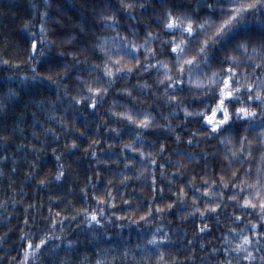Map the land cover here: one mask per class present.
Listing matches in <instances>:
<instances>
[{"label":"trees","instance_id":"1","mask_svg":"<svg viewBox=\"0 0 264 264\" xmlns=\"http://www.w3.org/2000/svg\"><path fill=\"white\" fill-rule=\"evenodd\" d=\"M51 2L52 0H50ZM192 2L193 0H172V3L178 7H186ZM84 4L85 0H57V4L48 8L46 15L42 17L41 10L46 7L44 0H0V58L10 61L24 59L20 52L24 51L30 34L33 39L39 36L41 19L49 27L47 35L50 39L57 40L59 37H63L66 32L76 34L73 41L65 47L68 51H74L82 45L86 46L89 49L84 53L89 60L87 66H91L92 60H96L99 65L104 58L103 54L96 51L89 43V41H95L96 37H102L105 44L115 50L117 47H127L124 44L125 36L130 42H142L146 23L149 25V30L153 32L159 28L156 17L152 15L151 4L144 10L125 12L118 7L119 0H111L118 17L117 24L112 28H107L102 21L95 18V12L90 11L91 2L87 8L83 7ZM98 7L99 5H97V9ZM130 16H135L136 19L130 20ZM141 16L144 17L143 20L140 19ZM53 17L56 19H52ZM25 21L29 22L28 29L22 27ZM78 21L85 24V31H80ZM164 35L171 36L173 33L166 29L161 30L157 33L159 38L149 43V46L157 52L154 59L159 60L161 56L167 55L161 49ZM44 51L45 55L39 61H32L39 64V71L44 70L45 61L61 59L60 54L54 48ZM64 58L70 63L73 59L70 56ZM172 59L174 60L175 56ZM152 60L153 57L149 55L147 61H142L147 71H142L137 67L127 76L121 77L119 73L115 74L114 84L108 85L109 91L95 111L83 104L76 106L75 127L72 126V108L70 105L65 107L70 96H63L65 90L63 85L60 86V94L53 96L56 91L55 85L45 82L44 88H39L33 83L25 82V87L17 89L20 95L14 101L5 102L7 111H0V136L7 137L0 139V156L5 157L4 160H0V264H15L20 260L21 250L24 249L27 240L36 241L43 232L51 231L53 228L54 233L48 238L47 247L42 251L37 250V256L31 260V264H60L65 256L68 258L65 260V264H92L93 260L100 258L95 251L97 247L112 254L114 249L111 246H115L121 253L125 247L130 249L127 261L118 257V264H133L132 256L140 254V250L134 249V245L147 239L144 232L148 229H154L161 234L167 233L170 239L160 242L165 250L179 257H195L194 264H218L225 258L224 244L222 243L224 233L229 232L230 227L240 226L239 221L234 224L228 223L232 220L230 213L234 210L233 203L227 199L231 195L232 189L217 186L218 190L225 193L224 202L227 207L221 205L224 210L221 212L222 218L219 221L213 214L207 215V222L211 224V227L203 232L198 229L203 226L205 217H201L199 213L190 212L193 203L191 197L197 194L195 189L186 188L187 196L183 202L177 199L178 188L192 175H195L199 180L201 175L207 173L211 179L219 180L216 173L221 171L219 154L223 152L224 148L216 137H194L192 142L184 138L192 134L191 129L202 120V116H189L185 119L182 110L172 111L176 105L167 103L166 99L159 95L163 91V85L154 83L158 75L156 65L153 64L151 68H148V64L152 63ZM80 65L85 66L83 60L80 61ZM205 70L207 69L200 71ZM98 71L102 75V69H98ZM20 72L30 74L31 69L27 62L18 65H13L11 62L7 66L0 65V84H4L6 79H11L16 84L21 83L18 79ZM9 73L14 75L9 77ZM80 74L87 75L86 72ZM184 76L187 79L188 73L185 72ZM137 80L146 81L153 86L152 88H142L136 83ZM122 86H128L132 95L127 96L116 91ZM189 87L187 84L184 85L185 92L180 99L190 108L196 109L203 107L205 103L214 102L211 99V92L193 94L187 91ZM69 91L72 92L73 89L69 88ZM33 94H35V98L43 95L47 96L49 100L56 99V104L49 105L47 102L42 105L34 104L33 100L29 99V96ZM132 96L137 99L133 100ZM114 99L119 102L113 106L115 112L121 111L123 105L127 104L133 115H137L138 112L140 114L143 112L152 113L154 121L159 125L169 124L172 131L163 127L144 128L141 130L143 139L136 138L134 140L132 130L138 126L127 122L121 124L122 118L108 112V106ZM84 112L88 113L87 121L83 115ZM98 121L101 122L99 131L94 127ZM85 123H87L86 134L81 135L76 129L84 127ZM16 124L20 125L19 130L16 129ZM109 124L120 128L122 135L113 133L111 130L104 133L103 128L108 127ZM33 129L37 135H33ZM49 129H54L56 135L54 136ZM93 134L96 139L101 140L100 144L93 147V150L97 152L96 157L91 155V150L85 148ZM176 134L181 135V140H176ZM72 139L77 140L79 147H66ZM113 139L116 143L110 145L108 141ZM127 141H132L134 147H143L146 152H153L157 166H152L147 171L153 172L156 176L155 195H152L149 190L151 178L144 173L137 175V172L144 167L146 160H142L138 153H133L130 149H124L123 153L120 152V144ZM155 141L163 142L166 145L164 151L159 155L154 151L159 148V144L154 143ZM150 145L151 147H149ZM86 152L87 154H85ZM188 152L195 153L197 159L190 162L185 161L187 167L181 169L184 175L180 176L173 172L172 168L175 166V162L183 160L184 154ZM204 152H207L208 156H205ZM57 155L60 156L59 161H57ZM109 157H111V162L104 164L103 161ZM126 159H133L134 167L125 168ZM206 163L209 165L207 169L204 167ZM159 164L165 166L164 175H161ZM58 165L64 172L60 180L55 179L54 176ZM246 166L239 165L238 167L240 171H243ZM97 169H100L99 180L95 178ZM120 169H124L123 175L128 177L124 183H120ZM89 176L92 177L91 180H87ZM169 176L172 177V180L168 179ZM41 179L45 180L44 184L39 183ZM85 182H87L85 192L88 193V200L82 201L81 193L78 190L83 187ZM231 183H235V180ZM105 184L116 193L114 197L116 204L111 211H120L122 207H127L121 204V196L130 200L132 207H136L137 204L141 208L147 207L149 197H151L153 210L161 202L171 200H176V206L156 212L150 218V224H140L138 221L136 225H133L125 221L121 228L118 226L119 222L117 224L107 223L105 228L112 235L92 237L88 231L89 226L80 223L83 220V214L78 220L72 215L71 204H75L77 207L95 208L96 201L91 195L94 190L93 185ZM199 186L197 183L196 187ZM53 197H59V199H53ZM204 202L198 200L196 203L202 207ZM66 204L69 205L67 208ZM57 212H60L64 219H57V224L52 226L46 217H55ZM186 212L189 214L184 215ZM73 220L75 222L70 223ZM159 224L164 227L157 228ZM61 228H63V232H61ZM95 230L92 229V231ZM21 232L24 233V236L20 235ZM149 234L151 233L149 232ZM67 239L76 240L77 244L69 247L64 242ZM53 242L58 245L57 248L52 247ZM211 248H216V253L210 252ZM136 264L139 262L137 261ZM145 264H154V261H146ZM176 264H182V261H178ZM188 264H193V261L189 260Z\"/></svg>","mask_w":264,"mask_h":264},{"label":"snow or ice","instance_id":"2","mask_svg":"<svg viewBox=\"0 0 264 264\" xmlns=\"http://www.w3.org/2000/svg\"><path fill=\"white\" fill-rule=\"evenodd\" d=\"M89 2L92 5L90 11L95 12V18L102 21L107 28H112L117 24L118 17L111 0H85L83 7L87 8ZM44 3L46 7L41 10L42 17L46 15L48 8L57 4V0H52L51 3L50 0H44ZM149 4L153 9L152 15L159 23L156 32L149 30V25L146 23L142 42H130L125 36L124 44L127 47H117L115 50L108 47L102 37H96L95 41H89L96 51L103 54L104 58L99 65L96 60H92L91 66H87L89 60L84 53L89 49L84 45L74 51L67 50L65 45L73 41L75 33L66 32L63 37H59L57 40L50 39L47 35L49 27L41 19L39 36L33 39L30 34L24 51L20 52L24 59L10 61L0 58V65L7 66L10 62L13 65H18L27 62L31 69L30 74L25 72L18 74V79L21 81L19 84L13 83L11 79H6L4 84H0V111H7L5 102L14 101L20 95L17 89L25 87V82L33 83L39 88H44L45 82L55 85L56 91L53 96L60 94V86L63 85L65 89L63 96H70L65 107L71 106L72 126L75 127L76 106L83 104L95 111L105 99V94L109 91L108 85L114 84L115 74L119 73L121 77L127 76L137 67L142 71H147L142 61H147L150 55L153 60L148 64V68H151L153 64L156 65L158 75L154 83L163 85V91L159 95L165 98L167 103L176 105L172 111L182 110L185 119L189 116H202V120L191 129L192 134L184 138L192 142L194 137H216L224 148L223 152L219 154L221 171L216 173L219 180L211 179L207 173L201 175L199 180L195 175H192L178 188L177 199L183 202L187 196L186 188L195 189L197 194L191 197L193 203L190 212L199 213L201 217H205L203 226L198 229L203 232L211 227V224L207 222V215L213 214L219 221L222 218L221 212L224 210L221 205L227 207L224 202L225 193L218 190L217 186H222L224 189L230 187L232 193L227 199L233 203L234 210L230 213L232 220L228 223L234 224L239 221L240 226L230 227L229 232L224 233L222 243L224 244L225 258L218 264H264V0H193L186 7L176 6L172 0H155V2L153 0H119L118 7L125 12H134L146 9ZM97 5H99L98 9ZM64 6L66 7V5ZM52 19H56V17ZM131 19H136V17L130 16ZM140 19L143 20L144 17L141 16ZM77 23L80 26V31H85V24L79 21ZM22 27L28 29L29 22L25 21ZM165 29L171 31L173 35L163 36L161 49L167 55L161 56L157 60L154 59L157 52L149 46V43L159 38L157 33ZM133 31L135 32V29ZM53 48L60 54L61 59L45 61L44 70L39 71V64L32 61H39L45 55L44 50ZM69 56L73 58L71 63L64 58ZM173 56H175L174 60ZM81 60L84 61L85 66L80 65ZM98 69H102V75ZM201 69L207 70L200 71ZM82 72H86L87 75L80 74ZM185 72L188 73L187 79L184 76ZM12 75L14 74H8L9 77ZM136 83L142 88H152L153 86L141 80H137ZM185 84L190 86L187 91L193 94L211 92V99L214 102L205 103L203 107L196 109L190 108L180 99L185 92ZM69 88L73 91L70 92ZM116 91L127 96L132 95L128 86H122ZM29 99L33 100L34 104L42 105L45 102L49 105L56 104V99L49 100L47 96L43 95L35 98V94H33L29 96ZM132 99L136 100L137 97L132 96ZM118 103L114 99L108 106V112L122 118L121 124L127 122L138 126L132 130L134 140L136 138L143 139L141 130L144 128L163 127L172 131L169 124L159 125L154 121L152 113L143 112L140 114L138 112L137 115H133L127 104L123 105L121 111L115 112L113 106ZM83 115L87 121L88 113L84 112ZM15 127L19 130L20 125L16 124ZM94 127L99 131L101 122L98 121ZM86 128L87 123L84 127L77 128L76 131L85 135ZM49 130L53 132L54 136L56 135L54 129ZM110 130L122 135L120 128L114 127L112 124L103 128L104 133ZM33 135H37L35 129H33ZM6 138L0 136V139ZM175 138L179 141L181 135L176 134ZM100 143L101 140L96 139L93 134L85 148L91 150V155L96 157L97 152L93 150V147ZM108 143L113 145L116 141L113 139ZM154 143L159 144L158 150L154 149L159 155L164 151L166 145L159 141ZM66 147L75 148L79 145L76 139H72ZM124 149H130L133 153H138L142 160H146L144 167L137 172V175L144 173L151 178L149 190L152 195H155L156 176L153 172L147 171L148 168L157 166L153 152H146L143 147H134L132 141L121 143L120 152L123 153ZM204 155L208 156V153L204 152ZM4 159L5 157L0 156V160ZM193 159H197L195 153H185L183 160L175 162L172 171L183 176L184 173L181 169L187 167L185 161L190 162ZM59 160L60 156L57 155V161ZM110 162L111 157L103 161L104 164ZM239 165L247 166L243 171H240ZM129 167H134L133 159H126L125 168ZM158 167L161 170V175H164V164H159ZM204 167L207 169L209 165L206 163ZM119 171L121 173L120 183L126 182L128 177L123 175L124 169ZM63 175V169L58 165L54 173L55 179L60 180ZM91 178L89 176L87 180H91ZM95 178L100 179V169L96 170ZM168 179L172 180V177L169 176ZM233 180L235 183H231ZM39 183L44 184L45 180L41 179ZM197 183L200 185L198 188L196 187ZM86 188L87 182L78 190L81 193L82 201L88 200ZM93 189L91 195L96 201L95 208L77 207L69 201L72 215L78 220L83 214V220L80 223L89 226L88 231L92 237L112 235L105 228L107 223L117 224L119 222L118 226L121 228L125 221L133 225H136L138 221L140 224H150V218L156 212L176 206V200H171L161 202L153 210L151 197H149L147 207L141 208L139 204L132 207L130 200L121 196V204L127 207H122L120 211H111L116 204L114 199L116 193L113 189L107 184L93 185ZM53 199H59V197H53ZM198 200L205 201L202 207L197 205ZM68 206V204L65 205L66 208ZM188 214L186 212L184 215ZM25 219L27 220V217ZM46 219L49 220L50 225L55 226L57 219L62 220L64 216L57 212L55 217H46ZM74 222L75 220L70 221V223ZM163 227L162 224L157 225V228ZM92 229L96 230L92 231ZM61 232H63V228H61ZM53 233L54 228L51 231L43 232L36 241L27 240L24 249L21 250V258L15 264H31V260L37 256V250L42 251L47 247L48 238ZM20 235L24 236V233L21 232ZM144 235L147 236V239L134 245V249H139L140 254L132 256L133 264H136L137 261L139 264H145L146 261H154V264H176V262L182 261V264H188L189 260L194 264L195 257H179L165 250L160 242L170 239L167 233L161 234L154 229H148ZM64 242L69 247L77 244V241L72 239H67ZM52 247L57 248L58 245L53 242ZM111 247L114 249L112 254L97 247L95 251L100 258L93 260L92 264H118V257L127 261L130 249L125 247L121 253L115 246ZM216 251V248L210 249L212 253H216ZM67 259L65 256L60 264H65Z\"/></svg>","mask_w":264,"mask_h":264}]
</instances>
